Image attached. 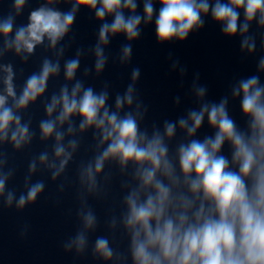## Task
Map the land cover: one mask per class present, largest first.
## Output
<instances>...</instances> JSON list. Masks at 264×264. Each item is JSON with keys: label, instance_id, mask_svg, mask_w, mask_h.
<instances>
[{"label": "clouds", "instance_id": "obj_1", "mask_svg": "<svg viewBox=\"0 0 264 264\" xmlns=\"http://www.w3.org/2000/svg\"><path fill=\"white\" fill-rule=\"evenodd\" d=\"M60 3L68 10L56 6ZM28 5L29 0H13L0 16V61L11 52L26 64L38 47L51 49L55 58L43 55L38 70L26 77L23 68L0 62L3 208L14 206L19 212L38 201L47 187L44 179L32 180L40 169L59 180L57 192L74 189L76 207L67 209V215L74 212L75 231L60 245L74 261L90 256L105 264H264V55L256 74L235 78L218 101L208 99L209 89L195 73L190 92L197 106L186 108L175 120L151 123L149 105L137 88L139 67L131 69L124 91L114 94L107 80L97 90L77 78L86 50L94 60L91 67L85 65L83 75L94 69L99 76L109 63L106 47L113 38L123 36L126 41L116 59L131 64L133 42L144 27L154 24L156 42L163 46L186 41L205 27L209 16L224 37L239 36L240 51L249 55L257 49L256 34L250 31L255 24L264 53V0H44L30 10L26 23L18 24ZM81 10L94 14L99 24L96 42L87 49L76 47L65 59V51L75 43L73 29ZM178 66L185 76L187 68L173 60L171 67ZM61 71L64 82L49 95L50 78ZM230 100L239 102L243 126L231 115ZM37 102L44 115L34 128L27 113ZM180 103L181 97L175 96L173 105ZM205 122L212 134L200 137ZM87 132L92 155L77 161ZM37 137L45 147L29 158L24 190L18 194L7 186L17 169L7 166L12 155L30 148ZM70 164H75L72 175ZM107 165H115L116 171H106ZM118 177L119 211L107 209L102 221L89 198L107 200ZM48 198L56 205L63 199ZM102 222L107 234L96 235ZM27 230L25 225L21 237Z\"/></svg>", "mask_w": 264, "mask_h": 264}]
</instances>
